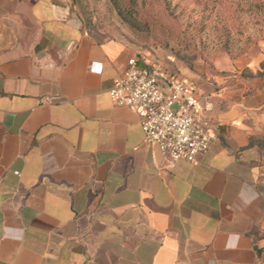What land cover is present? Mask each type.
I'll return each instance as SVG.
<instances>
[{"label":"crops","instance_id":"crops-1","mask_svg":"<svg viewBox=\"0 0 264 264\" xmlns=\"http://www.w3.org/2000/svg\"><path fill=\"white\" fill-rule=\"evenodd\" d=\"M129 57L75 0H0V264H264V68L197 88L215 138L173 163L109 96Z\"/></svg>","mask_w":264,"mask_h":264},{"label":"rangeland","instance_id":"rangeland-1","mask_svg":"<svg viewBox=\"0 0 264 264\" xmlns=\"http://www.w3.org/2000/svg\"><path fill=\"white\" fill-rule=\"evenodd\" d=\"M76 5L91 37L116 42L139 64L167 68L197 88L236 73L237 62L264 63V0H77Z\"/></svg>","mask_w":264,"mask_h":264},{"label":"built area","instance_id":"built-area-1","mask_svg":"<svg viewBox=\"0 0 264 264\" xmlns=\"http://www.w3.org/2000/svg\"><path fill=\"white\" fill-rule=\"evenodd\" d=\"M89 70L100 73L102 63L92 62ZM108 93L114 104L141 112L144 140L173 163H197L215 138L216 128L206 116L209 106L201 101L197 87L167 68L141 65L131 56Z\"/></svg>","mask_w":264,"mask_h":264},{"label":"trees","instance_id":"trees-1","mask_svg":"<svg viewBox=\"0 0 264 264\" xmlns=\"http://www.w3.org/2000/svg\"><path fill=\"white\" fill-rule=\"evenodd\" d=\"M75 2L77 3V0H75ZM99 42H100V41H99ZM260 67H261V69L264 68V63H263V62L261 63ZM244 70H245V71H249V76H251V75H256V74H260V73H263V72H264V70H257L256 72H252L250 69H248V68H244V69H242V70L239 71V74H240L241 76H243V75H242V72H243ZM224 75H228V74H224Z\"/></svg>","mask_w":264,"mask_h":264}]
</instances>
